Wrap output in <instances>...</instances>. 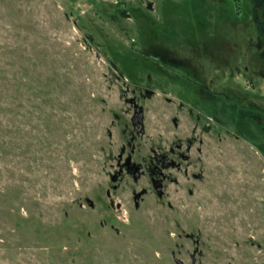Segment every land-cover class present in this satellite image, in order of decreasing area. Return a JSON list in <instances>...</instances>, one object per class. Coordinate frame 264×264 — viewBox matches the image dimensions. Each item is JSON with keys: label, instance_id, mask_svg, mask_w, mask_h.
I'll return each instance as SVG.
<instances>
[{"label": "rangeland", "instance_id": "374dc122", "mask_svg": "<svg viewBox=\"0 0 264 264\" xmlns=\"http://www.w3.org/2000/svg\"><path fill=\"white\" fill-rule=\"evenodd\" d=\"M253 5L0 0V264H264ZM167 93H214L212 130ZM200 138L160 193L119 173L122 153L147 165L153 149Z\"/></svg>", "mask_w": 264, "mask_h": 264}, {"label": "flooded vegetation", "instance_id": "af4514ba", "mask_svg": "<svg viewBox=\"0 0 264 264\" xmlns=\"http://www.w3.org/2000/svg\"><path fill=\"white\" fill-rule=\"evenodd\" d=\"M239 1V0H236ZM254 2V5L252 6L253 9L250 11V16L252 14V18L255 28L257 32L264 36V21H260V15L264 18V0H248L249 7L251 6V3ZM250 39V36H249ZM261 44L264 45V38L260 40ZM163 58V57H162ZM165 59V58H163ZM155 59L151 58L150 61L153 62ZM165 61H168L175 65V63L172 62V60L165 59ZM179 62V61H178ZM178 64V63H177ZM264 63H261V66H263ZM262 80L264 81V76H260ZM261 90L263 88L261 87ZM170 96H174L179 100V105L182 109L187 111L188 115L196 114L195 120H194V127L199 128V124L201 123V129L210 131L213 128L211 125H209L205 119L204 114L206 112H209L213 106V96L214 93H186V95L182 96L183 93H167ZM188 94V95H187ZM260 99L259 102L261 104L264 103L263 97L260 95H257ZM262 97V99H261ZM226 98V96H224ZM230 98V96H228ZM227 98V99H228ZM131 101V100H130ZM246 103L247 98H245ZM263 101V103L261 102ZM133 107V114L135 112L134 106H137L135 100L134 103L131 104ZM137 108H141L137 106ZM257 109L263 110L264 107H256ZM262 113H264L262 111ZM201 120V122H199ZM177 121L174 120V123ZM207 123V124H206ZM222 127V126H221ZM134 128V127H133ZM141 128H143V123L140 124V127L135 129L134 131L136 134L139 131L141 133ZM224 128V127H223ZM140 129V130H139ZM203 132L207 134L208 132ZM221 140V139H219ZM205 145L204 139L200 138L196 143L192 139H188L186 144L180 143L176 145H170L167 148L163 149H153L152 150V158L149 159L147 165H138L140 166V173L141 176H147L149 178V183L155 187L160 188L162 191L164 182L168 179L169 173L171 171L180 172L184 169L185 173H187V170L183 168V164H186L189 160V155L192 150H194L199 156L203 153L202 146ZM124 158V160H122ZM197 166L199 165V162L196 163ZM117 165L119 168V171L121 174L125 172L127 175H132L133 170L135 169V164L131 162V160H128V157H124L123 153L119 155ZM202 175H198L197 179H201Z\"/></svg>", "mask_w": 264, "mask_h": 264}, {"label": "water", "instance_id": "95a60500", "mask_svg": "<svg viewBox=\"0 0 264 264\" xmlns=\"http://www.w3.org/2000/svg\"><path fill=\"white\" fill-rule=\"evenodd\" d=\"M130 103L133 104L134 100H131ZM134 110H135V112H134V114H133V116L131 118V123H132L133 127L135 129H137V128L140 127V124L143 123L144 114H143L142 108H137V106H134ZM141 133L142 134L144 133V128H141ZM128 160H130V159L128 158ZM134 167H135V169L132 172L133 179L134 180H138L141 177V173L139 171L140 170V166H136L135 165ZM119 173H120V171H119ZM116 179H117V176H113L112 177V181L115 182ZM156 191L158 193H160L161 189L160 188H156ZM145 193H146V190H143V191H141V193L134 195L135 207H138V205H139L138 201L142 197V195H144ZM107 194L109 195V193H107ZM195 243H198V240H195ZM174 261H175L176 264H182V261H179L178 259H174ZM193 262H195V259L193 260Z\"/></svg>", "mask_w": 264, "mask_h": 264}]
</instances>
